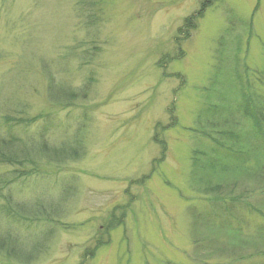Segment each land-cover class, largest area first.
<instances>
[{"label":"rangeland","instance_id":"1","mask_svg":"<svg viewBox=\"0 0 264 264\" xmlns=\"http://www.w3.org/2000/svg\"><path fill=\"white\" fill-rule=\"evenodd\" d=\"M204 1L91 0L88 22L80 0H0V136L45 117L84 150L14 183L59 214L30 264H264V141L243 114L264 105V0ZM43 63L79 98L50 104ZM232 182L234 217L204 195Z\"/></svg>","mask_w":264,"mask_h":264},{"label":"trees","instance_id":"2","mask_svg":"<svg viewBox=\"0 0 264 264\" xmlns=\"http://www.w3.org/2000/svg\"><path fill=\"white\" fill-rule=\"evenodd\" d=\"M80 2L82 17L91 22L94 14L89 7L93 6V3L91 0H80ZM208 2L209 0L206 3L204 1L201 10L204 5H208ZM192 20L193 17L187 18L185 20L186 25L190 27ZM42 65L47 80L46 96L50 104L67 105L79 98V90L57 84L54 75L44 70L46 67L45 63ZM84 88H81V90ZM247 88L248 84H246V90ZM252 110L248 107L247 98L244 99L243 114L251 118L255 134L258 137L260 136V141H264V105L260 104V109ZM8 120H11V124L14 127H26L29 125V122L22 118H8ZM48 127L49 122L44 117L42 124L34 133L20 134L15 130L14 132L8 131L6 136H0V161L8 166L16 167L12 178H8L5 174L0 175V186L5 189L1 198L3 202L0 203V257L6 262L30 264L34 259L38 258L45 249V242L48 240L47 236L59 215L55 212L56 207L52 201H27L16 197L13 189L18 183L17 181L22 180L21 182H25L32 177L38 178L41 174L40 172L38 173V166L42 163L50 165L63 164L80 158L84 153L83 148L80 146V141L78 143L74 142L75 144H72L70 140V142L67 140L59 145L52 144L47 138ZM220 136L225 137L224 140L230 138L234 146L240 143L237 136H233L232 132L227 131ZM214 145L218 148H232L231 151L234 150L233 145L229 148L225 147L224 143L219 139ZM260 181L264 183V166L260 167ZM15 182L17 183L14 184ZM12 184L14 185L11 186ZM233 185H235V182L224 186L221 184L211 185L206 188L207 192L204 193V195L211 196L219 211L225 212L232 217H234L232 212L236 211V208H243L240 197L237 195L232 196L231 192H229ZM219 189H221V192L216 194ZM37 225L49 227L48 231L41 232L43 233L41 235L43 239L40 241L36 237ZM19 227L24 228L29 236L22 234ZM30 236H34V239L30 240L32 238Z\"/></svg>","mask_w":264,"mask_h":264}]
</instances>
